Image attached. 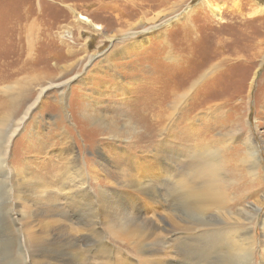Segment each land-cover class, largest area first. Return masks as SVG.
<instances>
[{"label":"rangeland","instance_id":"rangeland-1","mask_svg":"<svg viewBox=\"0 0 264 264\" xmlns=\"http://www.w3.org/2000/svg\"><path fill=\"white\" fill-rule=\"evenodd\" d=\"M88 20L102 26V32L90 28ZM139 20L137 26L146 31L137 32L138 37L116 33ZM143 34L150 40L147 46L129 47L127 38ZM146 84L152 101L167 102L161 121L148 122L153 126H147L142 111ZM134 108L143 116L134 114ZM16 126L7 169L0 164V231L3 227V243L9 247L2 248V260L16 246L23 222L43 246L56 242L66 264H88L79 253L96 239L84 244L85 214L70 209L72 196L65 193L72 184L64 177L74 166L93 196L100 189L124 191L133 182L159 185V197L137 195L141 204L122 193L111 199L141 210L138 218L131 209L126 213L154 229L155 237L160 234L148 241L151 248L167 242L162 227L175 229L179 216L162 195L174 181L163 175L166 164L180 157L185 165L194 155L197 163L206 154L219 169L220 190L231 201L228 210L244 211L248 220L242 223L257 247L264 226V0H0V143ZM246 137L260 167L255 176L244 164ZM178 150V155L172 153ZM73 154L76 162L69 164ZM43 197L55 200L50 203L55 208L41 216L31 200L50 206ZM9 202L15 203L12 212ZM26 204L30 207L22 209ZM100 231L101 241L112 244L116 254L131 253L125 243ZM172 235L169 243L176 244ZM96 260L91 264L100 263ZM254 261L260 264L257 253ZM45 263L55 262L41 259Z\"/></svg>","mask_w":264,"mask_h":264},{"label":"bare ground","instance_id":"bare-ground-1","mask_svg":"<svg viewBox=\"0 0 264 264\" xmlns=\"http://www.w3.org/2000/svg\"><path fill=\"white\" fill-rule=\"evenodd\" d=\"M215 9L217 10V8ZM211 11L212 13H214V9ZM88 21L89 23L87 24L90 28L94 29L95 31L102 30L101 28L102 26H100L99 24H95L91 20ZM73 24H77V23L73 22ZM138 24H141L140 20L139 22L135 21L134 23L129 24L128 27L130 28H128L127 30L122 31L121 29H118L116 33L124 32V34L129 33L131 36H135L136 34H138L137 32L139 31H143V30L146 31V29L137 26ZM79 28L80 27L77 25V29ZM78 33L80 34L81 30L78 31ZM142 33L144 32H140L139 34L141 35ZM143 35L139 36V39L129 36L130 39L127 38L128 43L129 42L131 43V44L129 43L130 45L128 44L129 47L141 48L147 46L150 40H147L145 34ZM146 86H142L143 94L146 93L145 94L146 101L142 103L144 105L142 111L144 112V116L146 117V123L149 124L148 122H153L155 124L157 120L161 121L162 117H164L165 108H163L162 110L161 107H164L167 102H164L162 98L160 100L158 99L156 101H152V97L149 95L152 88ZM156 90L159 92L158 94L162 93V89L160 90L159 87L156 88ZM42 92L43 90H38L39 95H41ZM171 94L175 95V93L173 92L169 93V95ZM37 100L38 99H36L35 102L27 106L23 117L27 116V112L30 111L35 106ZM133 110L135 111L134 114L138 113L137 108H134ZM138 116L142 117L143 113L139 112ZM23 117L20 119V121H23L24 119ZM143 123L146 124L145 122ZM147 126H153V124L151 123ZM16 129L17 126L12 130L10 135L6 137V140L0 143V164L2 165L1 168L7 169L5 158L8 156V150H9L8 145L10 144L12 135L15 134ZM237 137H239V135ZM244 149L245 150H243V153L244 156H246L244 157V164H248L250 166V167L248 166L249 170L250 172L252 171V175L255 176L254 172H255V168L257 167V159L255 157L256 150L254 145L251 144L250 137H246V141L244 143ZM172 153L178 155V153L180 152L178 150V151H172ZM199 155L204 156L205 153ZM207 155L210 154H206L205 157H207ZM196 157L197 155L190 157L189 160L186 161L185 165L183 162H181V160L178 159L180 157L178 158L171 157L173 161L170 163L168 162L166 164L167 165L166 168L168 169V171L163 175L172 176V178L170 179L174 181L172 182L169 188L168 187L166 188L167 190L165 191L166 193L162 195L165 196L164 198L166 197L169 198V199H165L164 202H166L167 208H169L170 211L176 213L179 216V221L177 222L178 227H176L175 229H167L162 227L163 231L162 233L161 232L160 233L165 238L166 236L168 237L167 242H163L161 243V245L155 248H151V246L149 245L150 243H148V241L151 238L155 237L156 231L146 226L143 223V221L134 219L126 213L128 212V209H131L129 212H131V214L135 218H138L141 215V210L137 209L136 207L129 208L118 205L117 202L115 201V198L111 199V197H113V195L117 193L119 194L122 193L123 195H125V197L128 200L139 201L141 204V200L137 195L142 194L145 195L146 197L152 196L153 198H156L160 196V193L163 191V189L158 188L159 185L153 187L144 186L150 182V180H147L146 182L141 184H138L137 182H133L130 185L127 184L125 185L126 190L124 191L122 190L123 192L111 191L109 193L108 190L100 189V192L97 195L93 196V194H91L88 191V189L85 187V182L83 181L84 179L82 180L83 177L82 174L79 173V170L77 169L78 167L74 166L75 171L64 177L65 181H67L66 184L68 185L72 184L70 186V190L66 191L68 190L66 189L65 193L66 194L69 193V195L72 196L70 198V201L72 202V206H70V209L74 208L78 211V213L85 214L84 231L86 232L87 235L84 238V244L88 242L89 238L93 237V239H96L95 242L96 244H93L89 247V244L87 243L88 245L84 246L86 247V249L80 252L79 256L86 255L87 258L89 259V261H87L88 264L92 263L91 259L95 260L94 263H96L97 261L96 259H99L100 261L99 264H163L164 261L166 262L168 261L171 264H257L254 261L255 253H257L261 258L260 264H264V226H263V232H261L262 239L258 242V245L256 247L255 238L247 228V223H242V221L246 222L248 220L247 217H245V219H243L242 217L244 211H242V209L234 210L235 207L232 208L233 209L232 212L228 210L229 202L231 201H228L227 198L225 197V194L220 190L219 187L220 178L218 177L219 169L217 168L216 164L208 160L210 156L208 158L202 157L199 161H197V163L193 162L194 160H196ZM68 160H69V164L75 163L76 162L75 155L72 156L71 158H68ZM174 164H179L181 168H173ZM181 169L182 171L180 172ZM199 174L202 175V178ZM168 177L166 179H168ZM23 179L25 180V177ZM36 185L39 187L41 184L39 185L36 184ZM30 188L31 187H29V190L32 191V189ZM48 195L49 194L47 193V197ZM17 196L22 197L19 194H17ZM45 197H43L44 199L42 200L43 201L45 200L46 203L48 202L50 206L38 203L35 200L30 199L32 202L33 201L35 202L32 209L40 213L41 216L47 213L51 214L53 212V209L55 208V205L50 204L55 200H53L52 198L48 199ZM19 200L23 201L25 199L20 198ZM30 200L27 202L29 203ZM111 201H113V205H111L112 207L108 204ZM9 203L10 206L8 208V211L12 212L15 203L14 202H9ZM73 205H78L81 208H76ZM28 207H30V204L22 209L26 210V208ZM110 208L112 209V212H109ZM118 208H119L118 214H114L116 213L114 212V210L116 211L118 210ZM30 209L31 208H29V210ZM60 211L63 214L67 213V210L64 209H60ZM108 212L112 214L109 215ZM231 214L236 216L238 220L232 218L230 216ZM120 215H122V217L124 215V217L118 219ZM244 216H246V214H244ZM22 217L20 218L21 222L23 219ZM29 218H27V220ZM11 219L16 222L15 217L11 216ZM144 220L149 221V218L145 217ZM1 221H2L1 224H3V219ZM161 223L165 224V218L164 220L161 221ZM22 224L20 225V230L18 231V237L15 242L16 246L11 247V249L9 250L10 256L8 257L7 261L2 260V255H3L2 248L8 250L9 247L4 246L3 238L1 236V233H3V227H1L2 231H0V264H41V259H48V258L53 260L55 262L54 264H66V261L63 259V252L58 248L56 242L53 241L52 243H49L50 244L49 248L43 246L42 245L43 240L33 234H30V232L27 229L23 228ZM100 229H102L105 232L104 234L111 236L113 241L118 243L120 242L125 243L126 249L127 250L129 249L131 253L125 251L122 253V255H118L116 254L117 253L116 248H113L112 244L104 245V243L101 241L102 237H101ZM169 233L173 234L172 235L174 237L173 240L176 241V244L169 243ZM158 236L160 237V234H158L155 238H157ZM120 246L121 245L118 244L117 248H120ZM93 255H95L96 257L94 258ZM133 259L135 260V262H132Z\"/></svg>","mask_w":264,"mask_h":264}]
</instances>
